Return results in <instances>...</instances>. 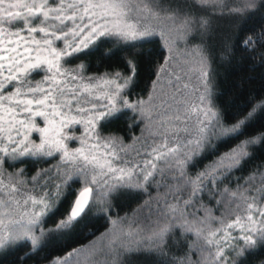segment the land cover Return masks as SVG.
Segmentation results:
<instances>
[{
    "label": "snow or ice",
    "instance_id": "obj_1",
    "mask_svg": "<svg viewBox=\"0 0 264 264\" xmlns=\"http://www.w3.org/2000/svg\"><path fill=\"white\" fill-rule=\"evenodd\" d=\"M255 7V0H0V250L30 242L32 251H37L46 237L69 233L114 193L147 192L153 182L157 189L164 187L167 191L154 198L156 218L152 220L151 213L147 218V236L133 243L132 237L145 229L134 227V221L124 228L121 220L119 234L111 239L107 238L112 233L110 229L100 238L99 246L94 242L72 249L50 264H72L74 258L76 264H81L84 253V264L89 260L96 264H125L124 258L134 253L164 256L167 237L177 228L194 235L203 247L196 249L201 253L197 260L186 256L174 264H228L227 253L243 256L264 245V170L258 166L247 177L237 178L235 188H220L252 158V146L264 143V130L250 134L264 119V99L247 111V105L231 114L216 109L210 98L208 49L203 39L181 53L195 60L188 73L189 80L195 76L198 83L175 87L160 105L152 103L151 94L148 101L131 100L125 95L136 71L131 60L128 65L132 75L125 77L116 72L108 79L89 77L87 83L80 75L83 65L66 69L61 63L95 45L101 37L127 44L160 35L169 56L153 81L155 90L162 74L168 73L178 41H187L195 33L203 38L218 15L242 16ZM37 20L39 24L33 26ZM18 24L23 27H16ZM57 42H62L64 48L55 47ZM256 42L251 36L243 41L245 47ZM184 62L188 64V60ZM36 71L46 75L33 84L30 76ZM78 79V87H68ZM94 79L113 86L95 97L106 103L83 100L91 107H81V94L92 96L97 88L92 83ZM180 79L181 76H175V81ZM168 84L172 87L173 80ZM69 95L71 98L65 99ZM123 109L139 111L141 118L148 121L152 143L141 145L144 151L137 152V156L148 157L142 164L121 160L120 152L128 151L122 140L102 137L99 132L105 123L118 118ZM36 117L43 118L44 127L37 125ZM80 124L86 125L79 138L81 146L70 149L66 141L77 138L65 136L64 129ZM33 133L39 134L38 144L30 140ZM89 139L95 143L89 144ZM220 146L226 150L220 152ZM56 155L60 161L54 166L55 176L43 184L40 178L49 172L47 169L31 180L23 178V169L4 177L2 165L6 158L16 161L21 157ZM209 155L215 158L202 170L195 176L188 173L193 161L207 159ZM117 161L124 166L117 167ZM53 179L59 183L53 184ZM205 191L212 198L220 197L216 205L224 208L221 217L212 216L203 204L189 211ZM150 204L146 201L144 206ZM62 205H68L66 211L48 227ZM117 223L112 221L113 226ZM240 241L242 245L234 243ZM195 247L191 246L190 252ZM205 250L207 255L203 254Z\"/></svg>",
    "mask_w": 264,
    "mask_h": 264
},
{
    "label": "trees",
    "instance_id": "obj_2",
    "mask_svg": "<svg viewBox=\"0 0 264 264\" xmlns=\"http://www.w3.org/2000/svg\"><path fill=\"white\" fill-rule=\"evenodd\" d=\"M255 4L256 7L253 10L242 16L226 13L214 17L211 28L206 36L202 38L199 33H195L193 37L184 41L180 46L185 51L200 44L203 39L208 49L207 67L209 71L210 98L213 106L221 113H235L239 109L245 108V105H247V108H245V111H247L250 110L252 104L264 99V0H255ZM36 24H39L38 20L35 21L33 26ZM16 27H23V25L18 24ZM12 30L16 29L13 28ZM249 36L253 37L257 42L254 45L250 44L245 47L243 41ZM36 38L40 39L41 36L37 34ZM54 46L58 49L64 48L62 42H57ZM167 54L165 41L160 35L127 44L122 41L118 42L115 38L101 37L95 45L81 53L66 58L61 63L63 68L66 69H77L83 65L80 75L84 77V82L87 83V78L89 77H105L108 79L112 78V75L116 72H120L125 77L132 75L131 68L128 65V61L131 60L135 64L136 71L132 84L125 90V95L129 96L131 100L142 99L148 101L151 94L153 96L152 103L160 105L165 95H170L174 91L175 82H179L181 85L189 83V76L191 74L188 73V68L195 63L192 57H181L180 62H182V70L185 73L182 79H180L181 81H175L174 77L172 87L169 86L167 81L166 85H162L161 87L163 92L156 88L153 90V81L157 80V72L160 66L164 64ZM185 60H188V64H185ZM105 74L108 75L106 76ZM45 75L44 71H36L31 74L30 80L35 84L43 80ZM120 82L122 83L123 81ZM92 83L96 84L97 88L93 89L92 96H88L87 93L81 94V107H91V103L85 104L83 100H90L92 103L97 104L106 103L103 100H95V97L102 96L105 91L113 87L104 85L98 79H94ZM79 84L80 81L78 79L69 84L68 87H78ZM42 86L46 87L47 85ZM70 98V95L65 97V99ZM75 107L76 105L73 103V112ZM36 123L39 127H44L43 118L36 117ZM147 126L148 121L141 118L139 111L123 109L118 118L105 123L99 128V132L102 137L112 136L122 140L123 146L128 151L126 153L120 152L121 160L142 164L144 159L148 157L143 155L137 156V152L142 153L144 151L141 145L152 143ZM258 130H264V119L260 120L259 124L256 125V128L250 134L256 135ZM21 132L24 133L25 130L21 128ZM84 133L85 129L81 124L66 128L64 131L65 136L77 138L76 140H67L68 147L73 149L81 146L79 138ZM12 135L15 136L16 133H12ZM20 138L23 139V135ZM30 140L38 144L40 142L39 134H31ZM88 141H90V144L95 143L94 139H89ZM225 150L226 147H219L220 152ZM100 151L103 152L104 149L101 148ZM250 151L252 152V158L244 163L240 170L234 171L232 176L220 185L221 189L229 185L235 188L237 178L247 177L258 166L261 167V170H264V143L252 146ZM214 158L211 155L203 160L198 158L196 161H193L192 165H189L187 169L188 173L195 176L198 171L203 169L205 164ZM59 161V155H56L54 158L21 157L16 161L6 158V162L3 163L2 168L5 179L10 173L23 169V178L28 180H31L38 172L47 169L49 172L40 178V183L43 184L50 176H55L56 169L54 166ZM115 163L117 167L124 166L119 161ZM52 183H59V180L53 179ZM240 183H243L242 179ZM166 191L167 188L164 187L157 189L155 182L148 187L147 192L120 190L94 208L69 233H54L46 237L44 245L37 251H32L30 242L0 250V264H50V261L57 257H63L72 249L89 246L94 242L99 246L100 238L108 234L110 229L112 232L119 234L122 226L119 223L121 220H123L124 228H127L129 222L134 221V227L145 229V231L139 233V236L132 237V242L134 243L136 240L148 235L147 229L149 223L147 218L150 213L152 220L156 218V201L154 198ZM184 198L187 199V195ZM219 198V196L212 198L205 191L202 194V198H198L194 208L189 211H195V208H199L203 204L207 209L211 210L212 216L219 218L224 212L223 206L218 208L216 205V200ZM146 201H151L150 206H144ZM67 207L68 205L61 206L60 212L57 213L56 217L49 220L48 227L54 225L55 220L60 218ZM203 215L204 213L201 212L200 216L202 217ZM232 218L234 219V217ZM114 220L118 221L115 226L112 225V221ZM225 223H227V220ZM215 227H219V225H213V228ZM112 235V233L109 234L107 238L111 239ZM234 243L242 245L243 242ZM194 244L196 247L190 252V247ZM202 247L203 243H197L194 235L186 234L182 229L177 228L167 237V246L164 249L167 255L134 253L126 256L124 259L125 264H174L175 260L186 256H190L192 260H197L201 253L196 249ZM203 254L207 255V250ZM227 255L228 264H264V245H258L255 250L250 253L246 252L243 256H237L235 252H229ZM96 259L102 261L103 257H97ZM88 264H96V262L89 260Z\"/></svg>",
    "mask_w": 264,
    "mask_h": 264
},
{
    "label": "rangeland",
    "instance_id": "obj_3",
    "mask_svg": "<svg viewBox=\"0 0 264 264\" xmlns=\"http://www.w3.org/2000/svg\"><path fill=\"white\" fill-rule=\"evenodd\" d=\"M164 39V38H163ZM165 41V40H164ZM184 43V41H178L177 42V44H176V46H175V48H174V50H173V53H172V60L170 61V64H169V68H168V73H165V74H162V80H161V82L156 86V89L157 90H161V87H162V85H166V82L167 81H169L170 79H172V80H174V77L176 76V75H179V76H181V79H182V76H184V71L182 70V62H180V58L181 57H183V55H181V53H183L184 51H183V49L180 47L182 44ZM167 51H168V48H167ZM169 56V51H168V54H167V57ZM191 66V65H190ZM189 66V67H190ZM184 67H186L185 65H184ZM184 70H186L187 71V69L186 68H184ZM186 79V78H185ZM184 79V80H185ZM181 81V80H180ZM185 81H187V80H185ZM176 84V86L175 87H182V85L179 83V82H175ZM189 83H191L192 85L193 84H197L198 83V81H197V79H196V77L195 76H192V78H191V81L189 80ZM186 91H189V90H186ZM85 119H87V117L85 116ZM81 125H83V128L85 129L86 128V125L85 124H81ZM66 129H64V131H65ZM70 133V132H69ZM72 135V134H71ZM73 135H74V133H73ZM88 143L90 144V141H88ZM80 147V146H79ZM76 148H78V147H76ZM71 149V148H70ZM112 234L113 235H117V233H115V232H112ZM237 235L239 234V233H236ZM87 255V253H84V254H82L81 255V257H80V261H81V264H83L84 263V260H85V256ZM99 258V257H98ZM72 264H76V259L74 258L73 259V261H72Z\"/></svg>",
    "mask_w": 264,
    "mask_h": 264
}]
</instances>
